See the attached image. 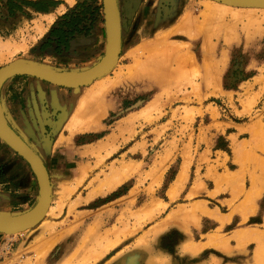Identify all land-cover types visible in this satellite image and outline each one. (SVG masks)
Masks as SVG:
<instances>
[{
  "label": "rangeland",
  "instance_id": "374dc122",
  "mask_svg": "<svg viewBox=\"0 0 264 264\" xmlns=\"http://www.w3.org/2000/svg\"><path fill=\"white\" fill-rule=\"evenodd\" d=\"M9 1L0 0V69L26 61L80 71L104 56L102 0H48L59 5L52 23L21 0L12 5L23 10L10 14ZM118 4V63L62 122L61 143L81 151L77 168L61 161V172L51 169L47 214L24 232L0 234V264H264V9ZM71 12L80 33L57 53L50 33ZM204 148L214 161L204 158L190 177L193 153ZM17 159L35 176L0 139V204L26 184L10 170Z\"/></svg>",
  "mask_w": 264,
  "mask_h": 264
},
{
  "label": "crops",
  "instance_id": "0c3cea01",
  "mask_svg": "<svg viewBox=\"0 0 264 264\" xmlns=\"http://www.w3.org/2000/svg\"><path fill=\"white\" fill-rule=\"evenodd\" d=\"M26 1L38 2L41 0ZM57 5L49 6L48 12H42V14H50L51 10L59 7ZM4 11L5 14L8 13L7 9ZM84 88L86 87L73 89L59 86L54 87L31 77H15L6 83L2 90V107L7 121L39 154L50 174L51 169L61 172L59 168L64 163L61 161L71 163V169L77 168V164L79 163L77 157L81 155V151L77 152L72 147H67L66 142L61 143V139L66 137L65 126H62V122L66 121L68 123L74 115L77 103L84 95L82 91ZM261 88V86H257L254 88V91L258 92ZM228 135L231 138L232 136H239V133L230 130ZM202 151L198 154L193 153L194 156L191 161L193 166L190 167V171L193 167L196 170L189 171V176L193 172L195 177L197 176V167L202 164L204 165V158L211 156L212 161H214L212 158L214 157L213 154L209 156L205 153L207 148H204ZM22 162L20 160L19 162L17 161L10 170L16 169L17 173L25 175L23 183L25 182L26 184L16 192L17 195L13 199L9 197L8 204L1 203V208L4 206L20 208L24 204L34 200L35 205L38 200L39 187L37 180L32 173H28L26 166ZM183 164L184 160L182 159L177 170V176L180 174ZM202 169H204V172H202V175H204L207 171V166H203ZM73 174L75 173L73 172Z\"/></svg>",
  "mask_w": 264,
  "mask_h": 264
},
{
  "label": "water",
  "instance_id": "95a60500",
  "mask_svg": "<svg viewBox=\"0 0 264 264\" xmlns=\"http://www.w3.org/2000/svg\"><path fill=\"white\" fill-rule=\"evenodd\" d=\"M248 8H264V0H215ZM106 25V52L92 67L80 71H60L26 61H16L0 69V139L24 161L34 173L39 197L29 210L14 215H0V234H15L35 226L46 214L52 195L48 168L33 147L9 124L2 108V90L15 77H31L50 85L78 88L91 85L108 75L116 66L122 51V29L118 0H102Z\"/></svg>",
  "mask_w": 264,
  "mask_h": 264
},
{
  "label": "trees",
  "instance_id": "16d2710c",
  "mask_svg": "<svg viewBox=\"0 0 264 264\" xmlns=\"http://www.w3.org/2000/svg\"><path fill=\"white\" fill-rule=\"evenodd\" d=\"M22 4L31 6L37 11L40 12H48V9H40L38 8V4L41 2H46L50 3L51 6L56 5L57 2L55 1H48V0H41L38 2H30V1H20ZM15 2L13 0L9 1L8 8L10 14H13L15 10L21 12L22 6L16 5L17 7L13 8V5ZM80 23V19L77 15H75L74 12H71L70 14L66 15L63 17V21L58 25L57 28H54L51 33H50V39L54 40L55 43L57 44V49L55 50L57 53H59L61 50L62 51H67L69 50L70 46V39L75 36L76 33H80V30L78 29V25ZM50 40V41H51Z\"/></svg>",
  "mask_w": 264,
  "mask_h": 264
},
{
  "label": "bare ground",
  "instance_id": "6f19581e",
  "mask_svg": "<svg viewBox=\"0 0 264 264\" xmlns=\"http://www.w3.org/2000/svg\"><path fill=\"white\" fill-rule=\"evenodd\" d=\"M209 3H210L211 5H212V4H217V1H215V0H209ZM219 3H220V2H218V4H219ZM222 6L227 7V8H229V9H231V10L235 9V7H236V6H232V5H228V4H224V3H222ZM118 7H119V4H118ZM241 8H242V9H252V8H248V7H241ZM255 9H264V8H255ZM119 12H120V10H119ZM46 17H47V21H48L49 23H52L53 20L55 19L54 15H47ZM46 17H45V18H46ZM120 17H121V16H120ZM120 19H121V18H120ZM49 23H48V24H49ZM121 26H122V24H121ZM121 29H122V27H121ZM41 31H42V30H41ZM117 63H118V62H117ZM10 64H11V63H10ZM95 64H96V63H95ZM116 65H117V64H116ZM91 67H92V66H91ZM104 77H105V76H104ZM106 77H107V75H106ZM102 78H103V77H102ZM100 79H101V78H100ZM103 79H104V78H103ZM98 80H99V79H98ZM96 81H97V80H96ZM96 81H95V82H96ZM95 82H93L92 84H94ZM92 84H91V85H92ZM53 86L55 87V85H53ZM89 86H90V85H89ZM85 87H86V86H85ZM78 88H80V87H78ZM71 89H73V88H71ZM2 108H3V107H2ZM3 112H4V111H3ZM36 153H37V152H36ZM37 154H38V153H37ZM38 155H39V154H38ZM41 159H42V158H41ZM42 160H43V159H42ZM43 162H44V161H43ZM44 163H45V162H44ZM45 165H46V164H45ZM46 167H47V166H46ZM49 175H50V174H49ZM50 180H51V179H50ZM51 199H52V195H51ZM50 203H51V202H50ZM49 207H50V205H49ZM48 209H49V208H48ZM47 212H48V210H47ZM47 212H46V214H47ZM46 214H45V215H46ZM43 218H44V217H43ZM43 218H42V219H43ZM42 219H41V220H42ZM41 220H40V221H41ZM40 221H39V222H40ZM39 222H38V223H39ZM38 223H37V224H38ZM37 224H36V225H37ZM33 227H34V226H33ZM29 229H30V228H29ZM27 230H28V229H27ZM25 231H26V230H25ZM23 232H24V231H23ZM19 233H21V232H19ZM15 234H17V233H15Z\"/></svg>",
  "mask_w": 264,
  "mask_h": 264
}]
</instances>
